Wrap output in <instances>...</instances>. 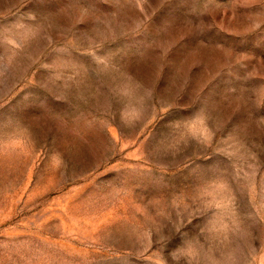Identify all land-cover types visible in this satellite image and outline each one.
Returning a JSON list of instances; mask_svg holds the SVG:
<instances>
[{"label": "rangeland", "instance_id": "rangeland-1", "mask_svg": "<svg viewBox=\"0 0 264 264\" xmlns=\"http://www.w3.org/2000/svg\"><path fill=\"white\" fill-rule=\"evenodd\" d=\"M0 264H264V0H0Z\"/></svg>", "mask_w": 264, "mask_h": 264}]
</instances>
